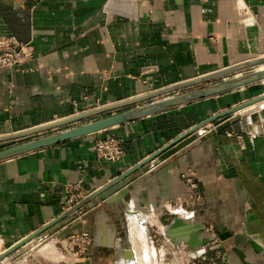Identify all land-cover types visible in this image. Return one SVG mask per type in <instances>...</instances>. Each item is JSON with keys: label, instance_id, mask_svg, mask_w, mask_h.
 <instances>
[{"label": "crops", "instance_id": "1", "mask_svg": "<svg viewBox=\"0 0 264 264\" xmlns=\"http://www.w3.org/2000/svg\"><path fill=\"white\" fill-rule=\"evenodd\" d=\"M0 36L34 47L32 60L0 69V137L81 117L0 142L1 151L260 69L149 97L264 58V0H0ZM263 84L1 161L0 254L72 208L65 205L69 185L80 183L90 195L153 158L131 175L124 201L94 199L31 241L59 257L71 235L88 232L89 256L67 253L64 260L140 264L147 238L156 258L155 241L168 252L190 251L213 230L237 264H244L238 252L264 264L257 244L264 241V102L169 147L210 117L263 95ZM109 136L121 141L119 159L96 150Z\"/></svg>", "mask_w": 264, "mask_h": 264}, {"label": "water", "instance_id": "2", "mask_svg": "<svg viewBox=\"0 0 264 264\" xmlns=\"http://www.w3.org/2000/svg\"><path fill=\"white\" fill-rule=\"evenodd\" d=\"M263 65H264V58L255 59V60L240 64V65H237L235 67L225 69V70L220 71L218 73H214L212 75H206L204 77H200L198 79H194V80L189 81V82H185V83L173 86V87L163 89V90L159 91L158 93H156L152 96H149V97L153 98V97H157V96H161V95H166V94L176 92V91L181 90V89H185L187 87H191L193 85H197V84H200V83H203L206 81H210L213 79L224 77L226 75L234 74V73H237L241 70H246V69H250V68H254V67L260 68ZM259 82H264V69H256L255 71H250V72L243 74V75H236L235 77H233L231 79L221 81V82L214 84L212 86L202 88V89H199L196 91H192V92L186 93L184 95L173 97L171 99L163 100V101H160L157 103H151V104L146 105L144 107L130 109L128 111H124V112H121V113H118L115 115H111L109 117L99 119V120L84 124V125L79 126V127L71 128V129L62 131V132L57 133V134L48 135V136H45L42 138L30 140V141H27V142H24L21 144H17V145L8 147V148L0 151V162L7 160V159L14 158L16 156H20L22 154H26V153L38 150V149L53 146V145L65 142L67 140H71V139H75V138H79V137H84V136L91 135L94 133H98V132H101L104 130H108L112 127H115V126H118L121 124H125V123H129V122H132V121H135V120L147 117V116H151V115L160 113L162 111H165L167 109H170V108L178 106V105H182V104L192 102V101H195L198 99L222 94V93H225L228 91H232V90H235V89H238L241 87H245V86H248L251 84L259 83ZM137 101L138 100L127 101V102L121 103L115 107H110L107 109L110 110V109H119L122 107H127L129 105L136 103ZM263 102H264V94L255 98V99H252L250 101H247V102L242 103L240 105H237L235 107L227 109L221 113H218V114L210 117L209 119L203 121L202 123L192 127L188 131H186L184 134H182L177 139L172 141L170 143L169 147L173 146L174 144L178 143L179 141H181L182 139H184L188 135L194 133L195 131H197L203 127H205L208 124L215 122L216 120H218L220 118L235 114L239 111L251 108V107L258 105L259 103L261 104ZM255 108H260V107H255ZM255 110L256 109H254V111ZM79 119H81V117L80 118L64 119V120L58 121L56 123H51L49 125L36 127L34 129H30V130L23 131L20 133H15V134L8 135L5 137H0V142L24 138V137L32 136L35 134H40L42 132L70 124V123L77 121ZM151 159H153V158H147L144 162L140 163L134 169L128 171L123 176V178H121L120 180H118L114 183H111L109 185H106L105 187H102V188L92 192L85 199H83L82 201H80L79 203L74 205L69 210L65 211L63 214H61L59 217L54 219L52 222L45 225L42 229H40L39 231H37L33 235H30L26 239H23L22 241H19L15 245L8 248L5 252L0 254V262H2L5 258H7V256L12 254L13 252H15L18 249H20L21 247L25 246L28 242H30L36 236L44 233L45 231H47L48 229H50L54 225L60 223L64 219L71 217L75 213L79 212L84 206L89 204L94 199L109 200L111 202H116L118 200L124 201L126 191H123V190H125V188L129 184V178L131 177V175L135 171L142 168L146 163L151 161ZM126 204L128 205V203H126ZM238 254H239V256L242 259L244 264H250V263L246 262L243 254H241L239 252H238Z\"/></svg>", "mask_w": 264, "mask_h": 264}, {"label": "rangeland", "instance_id": "3", "mask_svg": "<svg viewBox=\"0 0 264 264\" xmlns=\"http://www.w3.org/2000/svg\"><path fill=\"white\" fill-rule=\"evenodd\" d=\"M250 71L251 69L247 70L246 73ZM209 237V242L202 245L200 249H191L190 251L181 249L177 252H172L171 250L168 252V250L161 247V241H155L154 246H156L158 253L156 258L153 255L155 249H153L151 243L149 244L147 238V240L141 244L140 254L142 258L140 264H237L235 260L228 255L221 239L215 231L213 232V230H210ZM38 242L31 241V244H27L13 252L0 262V264H71L69 260H64L66 259L64 256H68L67 253L74 254L70 247V241H66L65 248L61 246L62 250L60 249L61 255L59 257H54L46 249H40L37 245ZM4 248L5 247H3V249ZM74 256L76 255L74 254ZM69 257H71V255H69ZM76 257L79 258L78 256ZM97 264H102V262L98 261Z\"/></svg>", "mask_w": 264, "mask_h": 264}, {"label": "built area", "instance_id": "4", "mask_svg": "<svg viewBox=\"0 0 264 264\" xmlns=\"http://www.w3.org/2000/svg\"><path fill=\"white\" fill-rule=\"evenodd\" d=\"M34 58V47L30 43L21 42L15 36H0V69L13 68L26 63ZM99 155L111 159H119L124 153L121 141L114 137L100 139L96 143ZM191 186L197 185L192 179H188ZM67 198L65 205L70 208L89 195L88 191L80 183L69 185L66 188ZM72 252L81 259L89 256L93 245V237L88 232L73 234L69 237ZM258 246L264 251V241H257Z\"/></svg>", "mask_w": 264, "mask_h": 264}, {"label": "bare ground", "instance_id": "5", "mask_svg": "<svg viewBox=\"0 0 264 264\" xmlns=\"http://www.w3.org/2000/svg\"><path fill=\"white\" fill-rule=\"evenodd\" d=\"M260 69H264V65L260 67ZM257 107V106H256ZM257 109V108H256ZM252 110H253V107H252ZM251 111V110H250ZM132 257V256H131ZM132 261H130L131 263Z\"/></svg>", "mask_w": 264, "mask_h": 264}]
</instances>
